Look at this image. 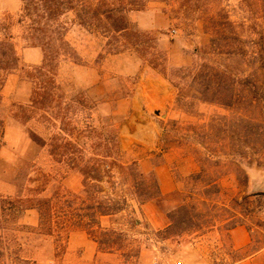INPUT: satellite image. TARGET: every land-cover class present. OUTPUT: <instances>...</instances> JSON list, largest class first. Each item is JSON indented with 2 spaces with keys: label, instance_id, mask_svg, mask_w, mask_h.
<instances>
[{
  "label": "rangeland",
  "instance_id": "1",
  "mask_svg": "<svg viewBox=\"0 0 264 264\" xmlns=\"http://www.w3.org/2000/svg\"><path fill=\"white\" fill-rule=\"evenodd\" d=\"M240 1L192 0L180 11L172 0L169 5L150 3L130 15L136 28L150 35L146 44L152 47L149 57L163 61L168 73L194 66L206 57L211 33L203 30L204 19H209L217 42L213 49L228 45L223 51L235 52V57L225 62L232 73L244 68L241 65L249 54L253 58L261 54L254 64L260 73L256 88L250 89L249 100L232 109L204 102L197 93L181 97L174 87V83L180 86L178 78L173 77L172 83L134 52L107 54L105 40L71 24L66 39L81 60L66 59L58 67L57 81L63 92L59 117L64 122H52L51 126L41 111L29 106L32 84L25 77L41 63V49L26 45L18 28L14 29L21 65L5 76L2 89L0 264H196L197 260L199 264H233L264 248V0H247L243 5ZM20 8L21 0H0V23L7 17L14 21ZM100 54L102 58H98ZM215 67L212 78L217 79L209 97L216 91L212 98L220 101L231 86L234 91L244 88L231 81L228 86L220 82L219 70L223 68L218 63ZM254 96L259 100L253 105L249 101ZM57 105L49 112L53 116L59 113ZM32 133L40 136L44 145L33 142ZM55 134L75 142L87 154L102 138L119 140L124 161L139 160L143 172L166 164L169 176L164 189L175 183L179 190H198L201 184L188 183L187 178L200 166L206 180L217 181L220 192L207 198L193 195L189 200L194 207L192 223L182 224L176 235L158 232L150 224L151 219L162 223L165 211L177 205L178 198L174 201L166 195L161 207H147L142 220L148 222L146 227L127 230L103 220V227L127 230L124 239L113 236V252L95 249L85 233L76 230L61 251L52 237L33 233L39 221L37 211L21 212L17 207L18 196L35 194L31 189L43 188L41 197L80 191L81 176L49 154V138ZM233 221L244 227L251 239L242 248H235L227 237ZM185 228L189 230L182 232ZM90 246L96 250L95 256Z\"/></svg>",
  "mask_w": 264,
  "mask_h": 264
},
{
  "label": "trees",
  "instance_id": "2",
  "mask_svg": "<svg viewBox=\"0 0 264 264\" xmlns=\"http://www.w3.org/2000/svg\"><path fill=\"white\" fill-rule=\"evenodd\" d=\"M170 1L172 0H21L17 18L13 21L11 17H7L0 23V149L4 146V119L1 116V105L5 76L21 65L15 42L16 36L13 35L16 27L19 38L26 45L41 49V63L31 71H27L25 77L32 84L29 106L33 110L41 111L51 126L52 122L60 124L64 122L63 117H59L63 92L57 81L58 67L61 61L66 59L74 63H80L81 60L66 39L71 24H76L105 40L104 47L107 49V54L134 52L143 63L159 70L172 83L173 77L178 78L180 86L179 83H174V87L181 97L197 93L201 95L202 101L216 102L229 109L244 99L249 100L252 93L250 89H255L259 80L260 73L254 64H258L255 59L261 54L257 58L249 54L248 61L241 65L244 68L232 73L225 62L233 59L235 52H224L222 48L228 45H219L213 49L217 42L213 37L209 19L202 20L206 27L203 30L206 33L210 32L211 37L205 51L206 57L201 59V63L178 68L175 70L176 73H168L163 61L158 63L156 59L149 57L151 55L149 50L152 47L146 44L151 39L150 35L138 30L131 21L130 15L146 9L150 3L169 5ZM175 1L179 4L180 11L181 8L189 7L192 3V0ZM246 1L241 0L240 5L245 4ZM223 32L225 31L220 33L221 36ZM102 56L100 54L98 58ZM250 58L253 61H250ZM217 63L223 68L219 70L220 82H225L228 86V81H231L235 86L244 87L234 91L231 86L230 91L226 92L228 95L220 101L214 99L215 97L212 98L216 91H213L209 97L212 82L217 79L212 78ZM196 85L200 86L201 90L197 89ZM257 100L259 99L254 96L249 103L254 105ZM55 104H58L59 113L56 112L53 116L49 112L53 111ZM59 130L65 132L62 127ZM30 137L36 144L44 145V140L37 134L32 133ZM49 154L55 161L66 163L69 170L81 176V190L77 193L58 191L51 197H41L43 188L31 189L35 194L27 197L18 196L17 207L21 212L36 210L39 221L33 233L37 236L52 237L56 248H60L61 251L64 250L69 235L76 230L84 232L95 242L99 251L111 253L114 250L113 244H116L112 239L113 236L124 239L127 237V230H134L143 225L146 227L144 221L136 215L141 211V206L149 201H155L161 207L167 197L174 201L178 198L181 201L165 211L169 223L164 232H172L176 235L182 224L190 226L192 223L190 214L194 207L189 200L193 199V195L200 193L207 198L210 194L220 192L217 181L206 180L203 176L204 170L199 168L187 178L188 183L201 184L198 190L191 192L185 187V190L178 189L164 197L153 171L143 172L137 160L124 161L125 154L117 139L111 142L102 138L87 154L83 147L61 137L60 134H55L49 138ZM231 160L233 164L236 162L235 158ZM104 217L109 218L111 223L126 227L127 230L103 227ZM112 218H115L114 222ZM118 219H122V223L117 222ZM53 223H59L60 227L54 229ZM236 226H239V223L233 221L228 230ZM186 230L188 231L189 228L181 229L182 232Z\"/></svg>",
  "mask_w": 264,
  "mask_h": 264
},
{
  "label": "crops",
  "instance_id": "3",
  "mask_svg": "<svg viewBox=\"0 0 264 264\" xmlns=\"http://www.w3.org/2000/svg\"><path fill=\"white\" fill-rule=\"evenodd\" d=\"M119 146H120L121 150L123 151L120 142H119ZM137 161L140 164L139 160H137ZM198 170H199V167L194 169V170H192L189 173V176L191 174L197 172ZM152 171L154 172V175H155V177H156V179L158 181L159 189H160V192H161L162 195H164V196L168 195L169 196L171 193H173L174 191L178 190V188L175 187V183L171 187H169L168 189H164L165 180H166L167 176H169L166 164L162 165V164L159 163V164L154 166ZM81 182H82V178H81ZM81 188H82V185H81ZM164 190H166L165 192L167 194H164ZM151 204H156L157 205L158 203L155 202V201H149V202L145 203L144 205H142L141 206V211L136 214L138 216V218H141L142 220H144V215L146 214L147 207H149ZM158 209L161 210L159 207H158ZM106 219L109 220V218H107V217L102 218V222H103V220H106ZM144 222H145V225L148 226V222L147 221H144ZM158 223L159 222H156V221H154L152 219L150 220V224L153 225L154 228H156L155 229L156 231L159 232V231L164 230L168 226V223H169L168 219L166 218V215H165V219H163V222L159 223V224ZM154 224H156V225L158 224V226H155ZM227 237L232 241V244L234 245L235 248H242V247L248 245L250 243V241H251L246 229L244 227H242V226H237V227H235L233 229L228 230L227 231ZM89 242L94 244V246H95L94 248L95 249L98 248L95 242H93L90 239H89ZM90 253H92V256L96 253V250L91 249V246H90ZM196 264H199L198 260H197ZM233 264H264V248L249 254L248 256L242 258L241 260H239V261H237V262H235Z\"/></svg>",
  "mask_w": 264,
  "mask_h": 264
},
{
  "label": "built area",
  "instance_id": "4",
  "mask_svg": "<svg viewBox=\"0 0 264 264\" xmlns=\"http://www.w3.org/2000/svg\"><path fill=\"white\" fill-rule=\"evenodd\" d=\"M49 264H54L52 261Z\"/></svg>",
  "mask_w": 264,
  "mask_h": 264
}]
</instances>
